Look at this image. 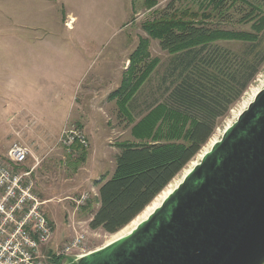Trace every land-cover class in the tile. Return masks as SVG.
I'll return each instance as SVG.
<instances>
[{"label":"rangeland","instance_id":"rangeland-1","mask_svg":"<svg viewBox=\"0 0 264 264\" xmlns=\"http://www.w3.org/2000/svg\"><path fill=\"white\" fill-rule=\"evenodd\" d=\"M166 10L167 13L178 11L179 16L187 13L185 21L224 32L252 33V27L264 18V5L258 13L239 0H156V6L151 9L147 7L146 0H0V155H5L15 142L32 146L33 156L27 165L40 162L34 179L36 193L45 203L44 210L55 229L50 244L52 251L61 250L75 237L72 222L78 229L88 232L91 252L119 238L130 226L114 235L92 230L89 213L91 209L99 208L96 181L103 177L108 179L113 174L116 154L120 150L118 144L135 142L133 127L160 109L165 100L172 56L160 40L149 35L144 26L160 19ZM95 37L99 42L91 43ZM239 42L231 39L217 41L228 48L241 46ZM143 46L146 48L145 60L138 64V58H135L133 69L127 72L130 59ZM55 48H65L64 52L76 55L95 54L88 56L87 62L80 60L75 66L76 69L86 63V70L89 69L84 82L76 89L77 105L71 108L79 117L76 118L78 121L69 125L66 123L59 131L55 127L58 132L45 126L49 124H45L42 118H48L46 114L53 110L55 118L61 120L62 111L68 110L67 90L77 76H61L59 81L52 83L56 77L50 76L51 68L39 67L45 62L51 64L50 59L41 56L53 53ZM106 60L109 62L106 72L109 73L95 76L96 69ZM151 65L154 69L150 77L128 105L119 107L116 101L106 98L107 93L110 94L112 88H119L124 80L129 79L134 87L140 75ZM62 84L65 86L62 87ZM263 89L264 68L241 100L219 122L209 142L164 191H173L183 181ZM62 100L63 104L60 103ZM78 100L93 101L91 106L85 107ZM58 103L61 105L57 107ZM153 106L155 109L150 111ZM159 115L156 120L158 126L164 120L169 126H182L187 122L166 109L159 110ZM41 125L56 137L52 136L47 141L41 137L33 138L30 133ZM72 126L86 134L90 145L87 149L76 148L75 145L70 154L60 143V138ZM22 131L28 133L23 135ZM17 133L20 134L17 136ZM179 135L180 132L176 131L172 140H180ZM86 192L90 193V199L78 209L75 200ZM163 192L156 199L161 198Z\"/></svg>","mask_w":264,"mask_h":264},{"label":"trees","instance_id":"trees-1","mask_svg":"<svg viewBox=\"0 0 264 264\" xmlns=\"http://www.w3.org/2000/svg\"><path fill=\"white\" fill-rule=\"evenodd\" d=\"M260 12L264 0H239ZM148 8L156 0H146ZM144 26L149 35L162 42L172 58L168 69L165 100L132 129L135 142L118 144L121 153L116 157L113 175L97 183L99 208L90 210L89 227L110 235L130 225L192 162L214 135L219 122L241 100L264 68V18L252 27V33L212 31L206 25L185 21L187 13H167ZM220 39L240 41L241 46L228 48ZM142 64L145 46L130 59L131 65ZM151 65L130 85L128 80L110 95L117 105L125 106L148 80ZM127 73H125L126 75ZM158 106V105H157ZM169 110L186 120L172 125L164 120L159 126V110ZM149 111V112H150ZM188 125L184 129L185 125ZM180 140H172L175 132ZM82 148L76 144V148ZM85 157V155H83Z\"/></svg>","mask_w":264,"mask_h":264},{"label":"water","instance_id":"water-1","mask_svg":"<svg viewBox=\"0 0 264 264\" xmlns=\"http://www.w3.org/2000/svg\"><path fill=\"white\" fill-rule=\"evenodd\" d=\"M67 264H264V89L146 219Z\"/></svg>","mask_w":264,"mask_h":264},{"label":"built area","instance_id":"built-area-1","mask_svg":"<svg viewBox=\"0 0 264 264\" xmlns=\"http://www.w3.org/2000/svg\"><path fill=\"white\" fill-rule=\"evenodd\" d=\"M60 143L70 153L76 144L85 149L90 145L86 134L74 126L63 132ZM32 156L31 148L19 142L0 155V264H67L71 258L92 253L88 232L75 222L71 225L75 237L61 250L50 248L55 229L36 193L34 177L40 162L27 165ZM90 196L86 192L75 200L77 208L86 205Z\"/></svg>","mask_w":264,"mask_h":264},{"label":"crops","instance_id":"crops-1","mask_svg":"<svg viewBox=\"0 0 264 264\" xmlns=\"http://www.w3.org/2000/svg\"><path fill=\"white\" fill-rule=\"evenodd\" d=\"M98 42H99V40L96 37L94 39H92V41H91V43H94V44L95 43H98ZM64 51H65V48H55V51L53 53H51L49 55H42L41 57H46V60H49L50 59L51 64L45 62L42 66H39V67L51 68V75L49 73H48V75H50L52 77H56V79H53L52 78L53 79L52 83H54L56 81H59L58 77H61V76H66V75L67 76H70V77L72 75L77 76V78L75 79L74 84L71 86V88L69 90H67V91H69L68 92V95H67L68 110L65 109V110L62 111L63 112V116H62L61 120L58 121L55 118L56 113L53 112V110L51 112H48L46 114L48 116V118H46V117L45 118H42L43 119V122L45 124H49V125H45V126H47L50 130H53V131H56L57 129L59 131L64 126H66L65 125L66 123L69 125L71 123H74V122H77L78 121L76 118H79V117L74 113L73 110L71 111V108H74V106L77 105L75 95L78 92L77 90L80 88V86L84 82V78L88 74L87 72H88L89 69L86 70V63L83 64V65H78L76 67V69H75V66H76V64H77L78 61L81 60V61L87 62L88 61V58H87L88 56H90V55H94L95 56V54H93L91 52H88L87 54L86 53L85 54L78 53L76 55L73 52H64ZM108 63L109 62H107V60H106L105 62H103L102 64H100L99 67H98V69H96V70H98V72L95 73V76L96 75L99 76L100 74H103L105 76L107 73H109L108 71L106 72V69L108 67ZM112 64H114V63H112ZM101 68H102V70H101ZM75 70H77V71L75 72ZM64 86H65V84H62V87H64ZM115 88H117V87H115ZM115 88H112L111 89V91H110L111 93L110 94L107 93V96L108 97H106V98L109 101L115 102L114 100H112L110 98V95L112 93H114L118 89V88L117 89H115ZM108 91H109V89H108ZM65 101H66V99H65ZM78 101L80 103H84L85 104V107H87V106L89 107V106H91L93 100L92 101H90V100H78ZM60 103L63 104L64 101L62 100V101H60ZM30 104L33 105V103H30ZM61 104L58 103V104H56V106L58 107V105H61ZM50 107L53 108L52 103H51ZM55 127H56V130H55ZM85 130H87V128H85ZM58 131H56V132H58ZM26 133H28V131H22V134L23 135L26 134ZM45 133H48L50 135L47 136ZM30 134H31V136H33V138H40L41 137L43 140H46V141L49 140V139H52L53 138L52 136H55L56 137V135L54 133H52V132H46L43 129V126L42 125L39 126L38 129L34 130V132H32ZM57 135H59V134H57ZM33 140H35V139H33ZM22 141H23V139H22ZM25 144H27L26 140H25ZM27 146H28V144H27ZM29 147H30V145H29ZM117 152L118 153L116 154V156H118L121 153V150H119ZM70 154H72V153H70ZM114 171H115V169L113 170V173H114ZM101 181H102V179L100 181L97 180L96 182L99 183Z\"/></svg>","mask_w":264,"mask_h":264},{"label":"bare ground","instance_id":"bare-ground-1","mask_svg":"<svg viewBox=\"0 0 264 264\" xmlns=\"http://www.w3.org/2000/svg\"><path fill=\"white\" fill-rule=\"evenodd\" d=\"M171 191L172 190L164 191L163 194L161 195V198L156 199V201H154L151 205H149L145 209V211L137 219H135L130 224L129 228H127V230L124 231L119 237L124 236V235H127L128 233H130L141 221H143L144 219H146L151 214L152 211H154L157 207L160 206V204L162 203V201L170 194ZM117 239H118V237H117Z\"/></svg>","mask_w":264,"mask_h":264}]
</instances>
